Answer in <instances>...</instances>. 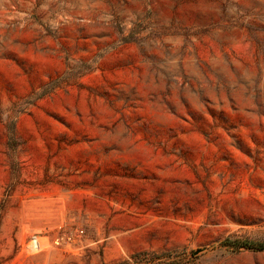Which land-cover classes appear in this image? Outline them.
<instances>
[{
    "label": "rangeland",
    "instance_id": "rangeland-1",
    "mask_svg": "<svg viewBox=\"0 0 264 264\" xmlns=\"http://www.w3.org/2000/svg\"><path fill=\"white\" fill-rule=\"evenodd\" d=\"M255 243L264 0H0V264H264Z\"/></svg>",
    "mask_w": 264,
    "mask_h": 264
},
{
    "label": "trees",
    "instance_id": "trees-1",
    "mask_svg": "<svg viewBox=\"0 0 264 264\" xmlns=\"http://www.w3.org/2000/svg\"><path fill=\"white\" fill-rule=\"evenodd\" d=\"M223 243H225V244H233V245H235V246H237V247H241V246H243V245L245 244V243H242V242H239V241H236V240H231V239H225V240L223 241ZM245 245H246V244H245ZM247 246H250V245L247 244ZM251 246L264 249V244H261V243H255V244H253V245H251ZM147 255H148L147 252H145V251H141V252L136 253V254L134 255V257H135V258H136V257H139L140 260H142V258H146ZM163 255H165V254H164V253H159V254L153 253V254H152V259L160 258V257H162ZM117 264H127V262H126V261H121L120 263H117Z\"/></svg>",
    "mask_w": 264,
    "mask_h": 264
}]
</instances>
